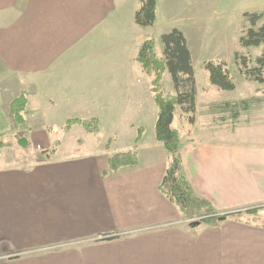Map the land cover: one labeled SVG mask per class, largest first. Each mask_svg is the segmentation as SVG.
Segmentation results:
<instances>
[{"label":"crops","instance_id":"crops-1","mask_svg":"<svg viewBox=\"0 0 264 264\" xmlns=\"http://www.w3.org/2000/svg\"><path fill=\"white\" fill-rule=\"evenodd\" d=\"M164 8L190 12L191 35L179 30L192 55L197 112L203 9L197 0H167ZM139 9V0H0V102L9 108L24 94L27 110L46 109L23 124L36 155L22 165L0 160V264H264V140L231 143L222 120L212 127L214 111H206L225 102L203 104L202 118L191 122L199 129L180 145L196 195L218 214L241 215L218 227H191L160 191L169 154L158 140L145 145L140 136L124 152H136L137 165L117 172L108 166L109 147L48 154L47 124L60 109L69 120L96 106L110 118L142 107L152 78L137 56L160 30L163 4L157 0V21L147 29L135 24Z\"/></svg>","mask_w":264,"mask_h":264},{"label":"rangeland","instance_id":"rangeland-1","mask_svg":"<svg viewBox=\"0 0 264 264\" xmlns=\"http://www.w3.org/2000/svg\"><path fill=\"white\" fill-rule=\"evenodd\" d=\"M166 1L161 0L163 16L159 17L160 30L158 29L151 38L155 41L156 52L159 56L163 55L162 35L173 29H182L191 35L190 31L193 30L191 27L188 29L191 20L189 19L190 12L182 8L169 15L164 8ZM185 1L189 2L190 0ZM197 4L203 9L206 31V41L196 52L194 60L199 87V105L195 113L197 121L202 118L204 111L202 105L209 101L225 103L249 101L248 110L240 109L239 117L236 120L233 119V113L228 111L216 112V109H209L206 113L214 111L215 121L212 127H216L217 121L222 120L223 123H219V126L224 125V128L227 127L230 130L229 142L258 143V141L264 140V84L251 82L244 78L235 62V54L241 51L250 59V66H254L256 59L263 53L264 45L259 48L242 50L239 39L244 14L247 12L264 13V0H197ZM206 62H225L234 80L235 90L222 91L214 87L210 83L209 73L204 69ZM171 80L169 72H165L162 85L166 93L174 92L170 88ZM208 87L213 89H208ZM141 98V108L114 110L116 114L113 118H110L108 110L97 106L92 109H83V112L78 114V118L75 119H96L98 123L92 135L88 134L82 125L73 126L72 132L68 133L66 130L67 120L63 118L68 113L64 109H60L58 116L47 124L54 135L51 146L48 148V154L84 155L93 151H103L107 147L114 154L124 153L132 151L137 146L140 136H143L142 144L157 142L155 126L158 120V109L154 102L152 85H148L146 89L142 90ZM45 112V108L32 105L23 114L24 120L39 121ZM118 122L120 124H116ZM25 127L26 125H17L10 112V107L8 108V105L0 102V138L5 142H13V148L0 151V160H4L3 165H22L21 162H26L36 155L35 142L31 143L29 140V145L26 148L17 143L19 138L25 135ZM199 127L200 124L193 126L189 118L183 115L181 107H177L173 128L180 133L182 141H186L188 136L190 137L191 133ZM204 127L210 128V125L205 124ZM10 157L13 158L10 159ZM187 223L190 222L187 221ZM258 223H264V216L258 220ZM205 225L201 224L200 227Z\"/></svg>","mask_w":264,"mask_h":264},{"label":"trees","instance_id":"trees-1","mask_svg":"<svg viewBox=\"0 0 264 264\" xmlns=\"http://www.w3.org/2000/svg\"><path fill=\"white\" fill-rule=\"evenodd\" d=\"M140 9L135 15V24L147 29L157 21V0H139ZM264 13L247 12L243 16L242 31L239 44L242 50L259 48L264 45ZM163 55L156 52L154 39L148 38L141 44L137 56L145 73L152 78V91L154 102L158 109V120L155 126L157 140L164 146L169 154V163L160 191L181 212L183 220L189 221L190 226L196 228L201 224L218 227L229 218L240 219L239 214H218L213 206L201 199L194 192L191 184L183 172L182 158L180 155L181 139L179 132L173 128L175 112L181 107L183 115L190 122L194 120L196 112V82L192 55L188 42L182 31L173 29L162 35ZM235 62L240 73L251 82L264 84V51L256 59L255 65L250 66V59L241 51L235 54ZM204 69L209 73L210 83L219 90L233 91L235 83L225 62H206ZM169 72L174 93H166L162 85L165 72ZM27 97L22 94L10 104V112L17 125H23V114L27 109ZM249 101L238 103H224L213 106L215 111H228L233 113V119H238L240 109L248 110ZM82 125L88 133H94L97 127L96 120L69 119L66 130L73 126ZM140 138H138L137 142ZM17 143L22 147L29 145V132H26ZM13 147V142L2 141L0 138V151ZM138 163L136 152L120 153L110 157L108 166L111 172L135 166Z\"/></svg>","mask_w":264,"mask_h":264}]
</instances>
